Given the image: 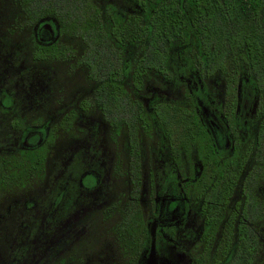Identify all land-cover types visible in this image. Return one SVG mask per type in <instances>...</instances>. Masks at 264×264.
Segmentation results:
<instances>
[{"label":"trees","instance_id":"trees-1","mask_svg":"<svg viewBox=\"0 0 264 264\" xmlns=\"http://www.w3.org/2000/svg\"><path fill=\"white\" fill-rule=\"evenodd\" d=\"M254 1L256 4L252 2V6L259 4V0ZM20 4L25 20L28 24H33L30 34L33 41L31 51L33 61L67 59L68 54L74 52V49L70 44L60 41L61 36L79 37L85 43L83 62L87 65L88 75L96 86L95 102L116 127L117 108L122 107L123 110L129 100L122 83L124 77L130 74L131 85L140 88L144 85V77L149 70L165 74L168 47L176 42L182 50L186 45L189 49L187 54L190 53L189 57L181 56L180 60L183 62L188 59L187 63L198 69L202 75L210 76L215 72L221 74L227 86V94L234 96L238 81L242 86L246 84L252 86L258 93L256 114H264V58L259 57L264 54L262 42L264 36L259 28L254 26L256 9L252 8L254 10L252 14L243 11L245 3L242 0H20ZM42 23L51 24L55 28L53 39L41 35L39 30L43 31ZM35 26L39 31L38 36L45 38L42 41L35 38ZM246 38L248 43L244 44ZM188 39L193 42L198 40L202 56L194 53L193 44H183ZM22 44L23 41H13L0 28V130L6 127L10 133V138L5 136L0 139V195L7 190L16 189L12 188L13 186L26 184L31 178L44 173L49 145L55 136V126L51 125L49 116L44 120L38 118L28 123L21 106L28 93L33 95L34 103L47 101V96L46 99L41 98L45 90L35 96V92L26 88L29 87V80L32 81L31 85L39 83L40 89L43 86L48 88L53 79L52 70L20 68L21 77L17 74L2 76L7 68L2 65L4 62L21 61L19 55L22 52L19 47ZM242 47L247 48V58L231 56L236 49ZM242 52L244 50L240 51ZM241 72L243 74L239 76ZM34 77L37 79L34 80ZM82 102H84L82 108L85 109L87 101ZM190 106L185 108L174 100L160 103L158 108L155 107L159 125L164 124L162 131L169 138L171 149L177 150L190 140L196 141L199 138L202 141L204 138L206 129L195 113L192 103ZM227 111L232 114L230 108ZM68 116L69 113L64 112L63 118L66 119ZM68 123L70 124L69 121ZM263 133L264 118L258 130L259 137ZM199 150L200 153L209 156V149L199 146ZM57 164L56 178L50 177V181H56L57 189L54 191L49 188L47 193L42 194L45 199H37V202L47 206L45 210L51 201H54L52 209L56 206L59 208L61 202L65 203L64 192L69 188L66 181H71L69 175L75 177L78 171L82 170L81 162L70 172L67 171L65 159L57 161ZM234 175L235 173L227 174L226 171L220 170L217 177L214 173L213 178L209 180L203 172L200 190H206L207 184L213 181L211 191L217 193L233 182ZM30 202L28 200L26 205L30 206ZM20 204L21 207L24 206L23 201ZM43 212L35 215L33 210H27L23 218L18 217L19 219L15 221L16 225L12 231L13 243L7 249L8 261L11 264L26 261L29 257L27 249H31L34 240L42 237L49 228L47 222L51 215L49 211L44 214ZM114 214L113 210L107 212V216ZM206 218L203 238L210 244L215 230V219L209 216ZM21 220L29 221L32 226H23ZM123 220L120 225L124 229H129L125 218ZM87 221L82 224L75 222L74 228L82 229ZM29 228L32 230L28 231ZM36 228L38 230H35ZM107 230L117 239V220L110 224ZM229 230L230 226L222 230L221 236L218 237L215 262L223 259L225 264H255L258 246L255 234L248 232L244 235L247 229L241 225L240 233L234 243H231ZM78 235L74 233L72 240L68 237L57 240L55 247L58 250L55 253L58 254L61 251L59 248L65 244L71 245L78 240ZM101 258L105 260L103 254ZM109 262L116 261L112 259Z\"/></svg>","mask_w":264,"mask_h":264},{"label":"flooded vegetation","instance_id":"flooded-vegetation-1","mask_svg":"<svg viewBox=\"0 0 264 264\" xmlns=\"http://www.w3.org/2000/svg\"><path fill=\"white\" fill-rule=\"evenodd\" d=\"M242 1L245 3L243 11L252 14L253 9H256L254 26L264 36V0H259L256 6L251 5L254 0ZM42 26L43 31L39 30L41 35L53 39L55 28L48 23H42ZM34 31L37 41L45 39L38 36L36 26ZM18 40L25 45L24 40ZM192 42L188 39L183 44H193L194 53L202 56L198 40ZM262 42L264 44V37ZM245 43H248L247 38ZM236 50L232 57H248L247 48ZM241 50L244 52L240 53ZM20 51L22 53L19 58H22L23 48ZM183 51L184 49L178 54L177 64L173 68L175 81L184 86L183 98L169 97L155 85L148 88L145 80L140 88L131 85L133 97L130 95L123 110L122 107L117 108V127L105 117L100 108L106 121L117 129V153L114 154L110 146L99 143L97 124H92L83 138L68 148L70 153L65 159L67 171L79 166V162L82 170L78 171V177L69 175L71 181H66L69 188L64 192L65 203L61 202L59 208L56 206L52 209L54 201H51L45 210L47 206L37 202V199H45L42 192L22 200L24 212L33 210L37 215L42 211H49L51 217L47 223L52 228L49 232L56 230L59 218H74L79 212L84 214L89 211V218L96 216L104 219L107 218V212L113 210L117 216V262H100L101 264H146L150 256L156 258L157 264H163L164 261L171 264H225L223 259L215 262L218 237L222 230L230 226L229 235L231 243H234L241 225L247 229L244 235L248 232L255 234L258 243L255 264L260 263L259 257L264 248V133L259 137L258 130L264 114H256L258 93L252 86H242L238 81L234 96L227 94V86L221 74L215 72L210 76L202 75L187 63L188 59L182 58L185 60L183 62L180 60L181 56H190V53ZM259 57L264 58V54ZM84 65L87 67L85 63ZM86 72L88 75V69ZM166 74L168 68L163 75ZM242 74L243 72L238 75ZM216 77L223 80L221 91L217 85L207 84V80L215 82ZM95 87L94 84V90ZM83 100L87 101L85 109L82 108ZM174 100L185 108L191 107L192 103L206 129L202 141L199 138L196 141L190 140L177 150L171 149L169 138L162 131L164 124L159 125V116L155 113V107L158 108L160 103ZM77 103L83 111L90 105L86 98ZM94 103L99 106L95 101ZM229 108L232 114L228 113ZM68 113V118L64 119L62 111L59 120L66 124L69 121L72 129L76 112L71 109ZM38 118L44 120L46 117L36 116L28 123ZM7 129L3 130L6 131L5 136L10 138ZM146 136L153 144L145 148L143 142ZM199 146L209 149L208 157L207 154L200 153ZM57 161L58 159L54 161L51 172L54 179L57 176ZM220 170L227 174L235 173L233 182L214 193L211 191L213 181H210L208 186L205 185L207 189L201 191L202 173L205 172L210 180L213 178L212 174L215 173L217 177ZM123 176L128 184L126 193L122 196L119 190L117 199H114L111 196L112 189ZM55 183V180L47 182L44 192L47 193L49 188L55 191ZM24 186L22 184L12 188ZM28 200L31 201L30 206L26 205ZM207 216L215 219L210 244L203 238ZM123 218L129 224V229L120 225ZM20 223L25 227L32 226L29 221L21 220ZM31 230L32 228L28 229ZM47 231L48 229L44 233ZM25 263L26 261L21 264ZM7 264L11 263L8 261Z\"/></svg>","mask_w":264,"mask_h":264},{"label":"rangeland","instance_id":"rangeland-1","mask_svg":"<svg viewBox=\"0 0 264 264\" xmlns=\"http://www.w3.org/2000/svg\"><path fill=\"white\" fill-rule=\"evenodd\" d=\"M32 25L28 24L25 20L20 0H0V28L13 41L22 39L26 43V45H22L19 48V50L22 48L24 50L22 58L19 59L21 61L4 62L2 65L7 68L4 74L2 72L1 74L3 77L13 76L14 74L21 77L22 72L20 68L51 69L53 79H51V85L48 88L47 86H43L40 89L39 83L36 84V82V85H31V80H29V87L27 86L28 88H26L29 91L31 90V92H35L34 95L42 93L45 90V94L41 98L45 97L46 99L47 96V101L45 103H34L33 95L28 93L26 100L22 101L21 106L24 110V116H27V122L36 116H41L42 118L49 116L52 120L51 125L55 126V136L49 145L45 170L41 178L33 177L27 181L24 187L7 191L0 195V264H7L9 260L7 249L13 243L12 231L14 225H16L15 221L19 219L18 217L20 219L23 218L25 214L20 202L28 196H37L40 192L44 193L45 184L50 181L53 165L55 164L54 161L58 159L60 162L68 158V154L70 153L68 148L77 144L92 124H97L99 143L106 144L108 147L110 146L109 148L112 149L113 153H117V129L106 121L100 107L94 103V81L87 75V67L83 62L85 43L79 37L61 36L59 38L60 41L70 44L74 49V52L68 54L67 59L33 61L30 56L33 49L30 37ZM188 50L185 45L183 52ZM181 53L182 48L178 42L168 47L166 65L168 74L163 75L149 70L147 76L144 77L148 88L155 85L162 89L169 97L183 98L184 86L175 81V72L173 71L179 58L177 56ZM36 79L37 77H34V80ZM130 79L131 76L128 74L124 77L122 83L128 97L130 95L133 97ZM18 81H20V78L17 80L16 88L19 84ZM207 84L211 86L215 84L217 87H220L221 91L223 80L221 77H216L215 82L207 80ZM144 94L147 93L144 92ZM82 98H86L90 102V105L84 111L78 107L77 103ZM69 106L75 107L70 108ZM71 109L76 112L72 129H70V124L62 123L59 120L62 111L68 113ZM80 127H83L85 130ZM7 130L9 132V129ZM5 133V130H0V139L5 137ZM143 144L146 148V146L153 144V142L147 137ZM127 186L126 177L123 176L118 181V184L115 183L111 196L117 199V192L119 193V190L122 192L121 195L124 196ZM78 214L74 218H59L56 230L49 232L52 229L50 227L46 234L44 233L42 237L35 239L31 249H27L29 257L26 259L25 264H101L100 262H109L112 259L117 262V239L107 230L108 226L117 220V216L115 214L114 216L108 215L107 218L100 219L96 216L89 218V211H86L84 214H80L79 212ZM86 220H88L87 223L83 224L84 226L82 225L84 229L74 228L75 222L82 224ZM74 233L79 234L78 240L74 241L71 245L65 244L62 248H59V251H61L56 254L55 252L58 249H56L55 243L57 240L59 241V239L65 237L72 240ZM101 254L105 256V260H101ZM259 262V264H264V248L261 250ZM146 264H157L156 258L150 256ZM163 264L171 263L164 261Z\"/></svg>","mask_w":264,"mask_h":264}]
</instances>
